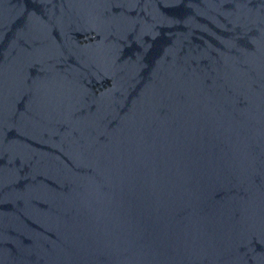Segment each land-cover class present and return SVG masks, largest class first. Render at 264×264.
I'll return each instance as SVG.
<instances>
[{
  "label": "water",
  "instance_id": "obj_1",
  "mask_svg": "<svg viewBox=\"0 0 264 264\" xmlns=\"http://www.w3.org/2000/svg\"><path fill=\"white\" fill-rule=\"evenodd\" d=\"M0 264H264V0H0Z\"/></svg>",
  "mask_w": 264,
  "mask_h": 264
}]
</instances>
